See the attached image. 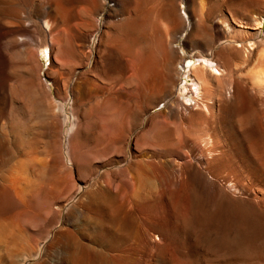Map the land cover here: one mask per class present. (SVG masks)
<instances>
[{"label":"rangeland","instance_id":"rangeland-1","mask_svg":"<svg viewBox=\"0 0 264 264\" xmlns=\"http://www.w3.org/2000/svg\"><path fill=\"white\" fill-rule=\"evenodd\" d=\"M57 1L0 0V264H72L69 252L78 247L81 249L80 247L83 246L81 251L85 256L84 264H159L153 250L152 236L154 225H156L154 219L173 213H187L190 216L214 212L213 210H217L218 213L220 210L215 206L217 201H225L223 203V207L226 206L225 209L221 205V211L223 210L224 214L232 215L244 211L251 216L252 211L250 212L251 208L247 202L249 199L245 193L246 190H253L257 197L264 200V174L260 172V168H264V118L259 119L262 123L257 122V118L254 119L255 116L251 112L253 110H249L251 107L248 101L246 103L248 105L243 106L246 109L240 107L235 111L236 119H243L241 116L244 118L248 116V119L254 116V121L250 119V124L253 122V126H247L249 129L245 131L246 136L249 130L251 131V139H254L253 146L248 142L250 135L247 136V141L245 139L241 145L234 146L221 125V106L234 78L243 76L248 86L253 90L255 88L258 98L262 99L263 96L258 92V87L251 82L261 56L257 53L246 62L245 56L236 52V46L239 47L242 42L250 45L253 41L258 42L264 39V26L258 29L250 24L246 27L245 17L248 14L244 11L246 6L242 0H176L175 4L169 0H147L146 5L141 6V9L147 14L142 12L146 15L143 16L148 17L138 22L140 29L137 27V31L133 34L120 30L119 19L123 17L115 15V0H108L106 11L96 16L94 20L96 27L90 31L79 29L77 24L84 22L82 17L79 16L72 21L78 26L76 30L79 33L82 32L83 36L87 35L86 41L82 43L87 53V60L85 59L84 65L75 70L72 79L77 85L87 72L93 79L91 88L90 86V89L88 88V95H85L82 100L85 115L89 117L101 108L103 109L101 111L106 113L105 105L108 103L106 97L114 85V90L130 95L129 107L135 115L133 114L134 117L129 124V132H126L127 144L124 149L112 150L94 147L90 142L76 146L70 144L73 128L71 113L73 100L70 94L69 97H65L60 93L61 79L50 74L51 69H55V65L60 60L51 52L50 47L47 48L48 40L51 37L59 38L60 29L63 27L59 19L55 17L54 9ZM222 2L223 5H221ZM79 6H83L78 8L83 12L91 7L87 2ZM173 7L177 14L185 17L187 20L185 24L177 23L169 15L157 17L158 13L161 15L173 10ZM144 8L148 11L146 12ZM251 10L252 15H256L262 11V8L252 7ZM233 12L237 15L234 19L231 17ZM224 15L230 17L233 26L229 29L231 32H228L225 25L221 23ZM207 16L219 23V29H224L219 39L218 36H213L214 39L216 38L214 40L206 34L210 28L207 32H203L205 30L200 23L207 19ZM47 20L51 30L47 26ZM159 29L167 32L166 42L160 40ZM103 33L109 34L108 43L112 40V45L116 44L115 52L129 53L128 50L131 51L133 48L132 53L137 54L139 59L150 57L151 59L147 58L148 61L150 60L148 70L153 68V73L161 71L160 62L163 63L164 56L171 57L176 54L177 57L186 56L195 60L202 55L220 59L223 75L215 83V87L206 86L209 92L205 87L203 95L199 98L195 97L196 105L193 106L189 116L186 115V118L180 121L177 117L168 114L167 105H169L168 101H182L179 88L184 83L183 76L176 77L177 90L172 97L166 91L155 96L154 90L152 98L143 97L148 87L163 84L162 73L152 75L153 80H149L135 72L136 82L133 86H127L121 80L113 82L112 79L116 73L110 69L111 65L115 66L117 58L110 60L103 55L104 47H101ZM15 38H18V42L12 43ZM132 39L135 44H132ZM112 45L110 46L113 48ZM231 46L236 49H232ZM126 47L129 49L127 50ZM123 48L126 50L124 51ZM156 53H159L161 59ZM226 54L229 55L230 60H225ZM108 60L112 62H110L111 65ZM101 63L107 66L104 65V68ZM177 67L182 71L181 63H178ZM156 68L157 70L160 68V71ZM63 72L65 76L66 70ZM228 73H232L234 78L229 79L231 75ZM33 74L40 78L44 86L25 96L24 84ZM211 91L213 95L214 91L216 92L214 96L208 94ZM208 95H210L209 98ZM210 97L215 98L216 101ZM95 101L97 109L93 111L96 108ZM195 101L192 100V103L194 104ZM135 102L137 104L141 102V107L139 104L136 109ZM197 103L198 107L201 103H205L201 105V108L205 105L204 110H200ZM207 104L217 107L215 106L213 110L211 109L213 107ZM260 105L264 108V103ZM198 111L201 112L198 114ZM202 114L208 116L202 117ZM215 115L216 118L213 119L212 116ZM113 116H111L113 122L121 123L119 116L118 118ZM166 119L175 134L172 137L165 135L160 142L154 137L151 139V128L157 125L154 123L160 124ZM248 119H243L247 120V125H249ZM234 127L233 132L238 140H243L244 132L242 133L236 124ZM260 128H262L261 131ZM206 129L210 131H208L209 134L206 133ZM207 135L214 142L207 139ZM176 138L182 139V145L175 144ZM186 138H189L192 143L198 140L204 143L207 139L208 142L210 141L205 142L208 144L207 149L216 146L211 149L212 152L210 149H208L210 152L205 149V153L211 154L210 160L227 155V165H215L213 162L208 166L199 165V167L204 166L203 174L194 172L198 165L193 164L191 158L187 156ZM191 139L194 140L191 141ZM137 141L143 142V144L140 143L141 150H138L135 145ZM171 141H175L174 144ZM178 168L184 169H182L184 176L176 181L175 170ZM187 200L191 204L187 203ZM112 201H117L120 205L116 207ZM237 204L246 207L245 210ZM236 205L241 210L238 208L236 210ZM112 206L116 208L113 209ZM88 218L95 219L94 225L88 222ZM181 223L183 222H180L178 226L176 223L167 224L169 256L163 260L167 262L166 264H208L207 262L209 264H264V241H262L264 231L243 229L244 231L240 232L236 224L232 222L229 223L230 227L229 225L219 227L222 235L217 229L210 236L209 232L205 234V230L201 231L199 228H195L199 233H194L191 224L187 226ZM172 224L175 225L172 226ZM247 231L252 232L248 234ZM181 234L187 236L184 237ZM69 236L72 238L70 239ZM214 238H217V241ZM211 239L214 240L213 248L210 245ZM182 248L187 251V255L181 253L185 251ZM221 248L224 249L221 250ZM98 250L106 253L107 257L103 260L105 263L96 256Z\"/></svg>","mask_w":264,"mask_h":264},{"label":"bare ground","instance_id":"bare-ground-1","mask_svg":"<svg viewBox=\"0 0 264 264\" xmlns=\"http://www.w3.org/2000/svg\"><path fill=\"white\" fill-rule=\"evenodd\" d=\"M169 1L172 2L173 4L176 3V0H169ZM219 1H221V0H219ZM83 2L84 3L87 2L91 6L90 9H88V11H86V12H83V11L78 10V8H82L83 7V6H81V7L79 6V4H81ZM115 2H116V5H115L116 8L114 9L115 15L116 16L120 15L121 17H123V18H120L119 19L120 20L119 21V24L121 25L120 30L122 29L123 31H126V33L133 34L139 28L138 27V22L140 20H146L147 17H148V16L147 17H144L143 16L146 13L144 11H142V9H141V6H144V4L146 5L147 0H115ZM242 2L246 6L244 11H246V13L248 14V16L245 17L246 20H247L246 27L247 26H250V24H251V25H255L256 28H258V29L263 28V26H264V0H242ZM107 3H108V0H58L56 2V4H55L54 11H55V17H56V19H59V22L61 23V25H63V27L60 29L61 30L60 31L61 32V36L59 38L58 37H55V39L53 37H51V39L48 40V46H47V48L50 47L51 52L53 54L57 55L58 56V59L60 60V62L55 65L56 68L55 69L54 68L51 69L50 74L53 75V76H57V77H59L61 79L62 89L60 90V93L62 95H64L65 97H69V94H70L72 96V100H73V102H72L73 103V108H72L73 111L71 112L72 113V116H73L72 117L73 118V122H72L73 123V128H72L71 135H70V144L73 145V146H76V145H84L87 142H90L91 145H93L94 147L104 148V149H107V150H112V149H124L125 144H127L126 143V139H127L126 132H129V130H130L129 129V124H130V122L132 121V119H133V117L135 115L134 112H132V110L129 107V105H130L129 104L130 95L129 94H126L124 92H121L119 90H114V88H115L114 86L115 85L113 86L112 85L113 83L110 82L111 85L113 86V88H112V91L110 90V92L107 94L108 97H106V98L108 99V103H106V105H105L104 104L105 102L103 101L105 98L102 100V103L104 102L103 105H105L106 113H104L105 111H103V112L101 111L102 108L99 105L100 103H98V105H99V107L101 109L98 107V109H100V111L98 110L95 113L94 110L97 109V104H96V101H95L94 107L96 106V108L93 109L94 113L91 114L89 117H87L85 115V113H84V109H83L84 108V105L82 103V100L85 98L84 97L85 95H88V88H89V86L91 85V83L93 81V79L91 78V74L89 72H87L84 75L85 77L82 78V81L79 82V83H77V85H75L76 83L74 84L73 81H72L73 75L75 74V70L77 68L81 67L82 65H84L85 59L87 58V53L83 49V46H84L83 44H84V41H86L87 35L85 34L86 36H83L81 34L82 32L79 33L77 31L78 30L77 28L79 26V29H82L84 31H90L91 29L95 28L96 26H95V21L94 20H95L96 16L102 15L103 12L106 11V9H107ZM203 3H205V2H203ZM221 5H223V2H222ZM252 7H258V8L260 7V8H262V11L258 12V14H256V15L255 14L252 15V10H251ZM144 10L146 11L145 8H144ZM238 11H239V9H238ZM142 12H144L145 14H143ZM243 14H245V13H243ZM168 15H169V17L172 18V20L176 21L179 24H181L183 22L185 24V22L187 21L185 19V17L180 16L181 14L180 15L177 14V12L175 11V8L173 10L166 11L165 13H161V15H160V13H158L157 14V17L158 16L159 17L160 16H168ZM79 16H80V18L82 17L84 19L83 20L84 22L82 24H81V22H79L80 24H77L78 25L77 26L72 21H74V19H76L77 17L79 18ZM208 17L209 16H207V19L203 20L202 23H200V24H203V25H201V27L203 26V30H205L203 32H207L208 31L207 29L210 28V31L208 33H206V34H208L210 36V38H212V39H214L213 36L214 37H217L218 36V39H219V35L221 33L223 34L224 29L223 28L222 29H219L218 28L219 23H217L215 20H213V18L211 19V17L210 18H208ZM231 17L234 19V18L237 17V15L233 12V13H231ZM51 18H53V17H51ZM189 18H191V17L189 16ZM51 20L53 21V19H51ZM153 21H154V18H153ZM46 23L48 24L47 26H49V29L51 30L52 28L50 27L49 20H47ZM221 23L225 25V28L227 29L228 32H231V30H229V29L230 28H233V26L231 24L230 17L224 15V17L221 18ZM116 28L118 29V27H116ZM120 33L122 34V31ZM158 36H160V40L162 42H166L168 40L167 39V32H164L161 29H159V35ZM109 38L110 37H109V34L108 33H103V36H102V45L101 44L100 45H101V47L102 46L104 47V49H103V55L104 56L106 55V59H110V60L113 59V58H117L118 59V60L116 59V63H115V66L114 67H113L114 64L111 65L110 64L111 61L108 60L109 61V64L112 66V67L109 66V68L111 67L110 71H115V73H116L115 76L112 79L113 82L121 80L122 82H125V84L127 86H133L135 84V82H136V77L134 75L135 72L140 73V75H141L142 78H145V79L148 78L149 80H153L152 75L162 73V82H163V84H161L159 86H155V87H153V85L150 86V87H148V89H146L144 91V93H143V97L145 99L152 98V96H153V90H154L155 96H156V94L158 96V95H160L161 92L166 91L168 93V95L172 97L175 94L176 90H177L176 87H175V84L177 83V78L176 77H178L179 75H182L183 76L184 79L182 78V81L184 80V83L179 88V91H180L179 92L180 93L179 96L182 98V101H179V100L178 101H176V100L168 101L169 102V105H167L168 106V108H167L168 109L167 110L168 111V114L177 117L178 119H180V121L186 115H188L192 111L193 106L196 105V101H195L196 98L195 97L197 96L199 98V96H202L203 95L202 94L203 93V89L206 86H209V87L210 86H214L215 83L217 81H219L221 79V76L223 75V72H222L223 70L221 71V69H220V65H222L221 64L222 60H220V59L218 60V59H215V58H213L211 56H208V55H202V56L197 57V59L195 60V59H192V58L189 59L186 56H178L177 57L176 54H174L171 57H165L164 56L165 59L163 60V63L160 62V64H162L161 65V71H160V68H159V70H157V68H156V70L157 71H160V72L159 73H153L154 72L152 70L153 68L151 69L152 72H150L151 70L150 71L148 70V63H149L150 60L148 61L147 58L151 59L150 57H147V56L144 57L143 56L145 59H142L141 60V59H139L136 56L137 54L135 55L134 53H132L133 48L130 51V50H128L129 48H127V47L126 48L129 51V53H126V51H125L126 49H124V48L123 49H124L125 53H118L120 51L115 52L114 49H116V46H115L116 44L113 46L112 43H111L112 40H111V42L109 41L110 43H108L107 40ZM128 38H129V40H131L130 39V36ZM133 39H135V38H133ZM136 39L138 40V38H136ZM156 39H157V37H156ZM153 40H155V39H153ZM13 41L14 42H12V43L18 42V38H15ZM20 42H21V40H20ZM135 42H136V40H135ZM132 44H135L134 43V40L132 41ZM110 45H112L113 48ZM132 46L134 47V45H132ZM240 46L239 47L236 46L237 47L236 52L238 54H242L243 56H245V58H246L245 61L246 62H247L248 59H250V57L254 56L257 53H259V55L261 56V58H263V60H261V58L259 59V61L257 63V70H256L255 74L253 75L252 81H251V82H253V84H255L258 87V92L262 93L263 96H262V99H259L258 98L259 95H257L256 91H254L255 88H254V90L252 88H250L248 86V83H246L245 79L243 78V76L239 77L240 76L239 75L236 78H234L232 76V73L231 74L228 73V74L231 75V76L229 75L231 78H229L228 76L227 77L229 79H233V78L234 79L232 81V86H231L228 94L226 95L225 99L223 100V103H222V106H221V114H222L221 125H222V128H223L225 134L227 135V138L231 141V143L234 146L241 145L242 141H245V139L247 141V136L250 135V132L251 131L249 130V133H247V136L245 134L246 133L245 131L249 129L250 125H251V127L253 126L252 125L253 122H252V124H250V122H251L250 119H253L254 116H255L254 119L257 118V120H258L257 122L260 121V123H262L261 122L262 120H259V119H262V117L264 118V115H263V111L264 110H262L263 107L261 108V106H263V105H260L261 103H264V39H261L258 42L253 41V42H251L250 45H248L245 42H242V44ZM231 47H232V49H236L233 46H231ZM123 49H121V50H123ZM154 50L156 52V48H154ZM4 51L6 52V50H4ZM159 53H156V54H158L157 56H159ZM101 56H102V53H101ZM159 57L161 59V56H159ZM225 57H226L225 60H227L228 57H229V55L226 54ZM102 58H104V57H102ZM228 60H230V59H228ZM213 62H215L216 64H214ZM178 63H181L182 64V71L177 67ZM101 64H102V67H104L105 64L104 65H103V63H101ZM227 64L229 65V62ZM226 65H225V67H226ZM105 66H107V64ZM153 66L154 65H152V67ZM65 70H66L65 76H63V74H64L63 71H65ZM106 72H108V71H106ZM35 74H33L31 76V78H29L28 80H26L27 82L24 84V93H25V96L26 95H29L32 91L38 89L39 87H43L44 86L43 82ZM142 80H144V79H142ZM110 81H111V79H110ZM90 88H91V86H90ZM206 89L208 91V87H206ZM204 91H206V90H204ZM24 93H23V95H24ZM215 93L216 92L214 91V95H215ZM208 94H211L212 96H214L213 93H212V91H211V93H208ZM204 96L202 97L203 99H204ZM209 96L210 95H208V98H209ZM202 98H200V99H202ZM205 98H207V97H205ZM210 98L211 99H215V98H212V97H210ZM217 99H220V98H217ZM192 100L195 101L194 104L192 103ZM144 101H146V100H144ZM215 101H216V99H215ZM247 101L250 103L249 105L251 107L249 110L251 111V109H252L253 111H251V112L254 113V116H252V118L250 116L251 114L249 115L250 116L249 119H248V116L246 117L248 119V121H249L248 122L249 125H247V123H246L247 120L246 121L243 120V119H246L243 116H241L243 119H241V118L240 119H236L235 118V111H236V109L237 108H240V107H242V109H246V107L243 108V106L247 103ZM197 102L199 103L198 100H197ZM203 102H205V100ZM198 103H197V107H198ZM139 104H137V103L135 104L136 105V109H137V105H139ZM203 104H205V103H203ZM203 104L201 103L200 106L198 107L200 110L205 107V105H204V107L201 108L202 107L201 105H203ZM103 105L101 104V106H103ZM141 105L142 104H140V107H141ZM207 105L210 106V104H207ZM246 105H248V104H246ZM215 106L216 105L210 106V107H213L211 109L215 110L214 109ZM60 107H62V106H60ZM71 107H72V105H71ZM140 107H139V109H141ZM63 108H64V105H63ZM207 109H205V110L207 111ZM91 110H89V112H91ZM200 112L198 111V114ZM86 113H88V112L86 111ZM203 113H204V111H203ZM112 115H114L113 117L117 116V118L119 116L121 118V123L116 124V122H113L112 121V118H111ZM202 115H203L202 117H204L205 115L208 116L207 114H205V115L202 114ZM212 117H214L213 119H215L216 118V115L215 116H212ZM194 118H195V116H194ZM163 119H165V118L163 117ZM254 119L252 121H254ZM210 122H212V121H210ZM156 123H157V125L156 126L153 125L152 128H151V131H150L151 139H153V137H154L158 142H160L161 139L165 135L172 137L175 134L173 132V128H172L171 124L168 122V119H166L162 123L159 122L160 124H158V122H155L154 124H156ZM260 123L259 124L257 123V125H260ZM234 124H236L237 127H239L242 130V133L244 132L245 137L243 138V140H241V139L238 140V137L233 132V129H235ZM247 126H249L248 129H247ZM261 127H263V126H261ZM261 129L262 128H260V131H261ZM209 130H210V128H209ZM206 131H207V129H206ZM208 131L206 133L209 134L210 131L209 132ZM185 133H186V131H185ZM262 134H263V132H262ZM147 135H148V132H147ZM208 136L209 135H207V137ZM248 138H250V139H248V142H250L252 144L254 139H251L252 138L251 135ZM207 139L210 140L211 138L208 137ZM207 139H205L206 141H204V143L201 142L203 144H201L200 142H198L199 140L197 141L198 143L197 142L196 143L195 142L192 143V142L189 141V138H186L185 139V143L188 144V148H187L188 149V153H187L188 155L187 154L186 155L191 158L193 164L198 165V166H196L194 172L201 173V174L204 173V171H203L204 168H202V167H204L205 165H207V166L208 165H211L213 162H214L215 165L216 164H219V165L220 164H225V165H227V163H228V161L226 160L227 155H226V157H224L225 155H222V154H221L222 156L216 157L213 161L210 160V158H212V157L210 156L211 154L210 155L208 154V152H210L211 149L215 145L212 146V144H211L212 147H211V149L208 148V149H210V151H208V149L206 148L208 144H206V143H209L210 141H213V140H210L208 142ZM193 140L194 139H191V141H193ZM181 141H182V139L181 140L180 139L178 140V138H176V142L177 143H175V144H177V145H180L181 144L182 145ZM262 141H263V138H262ZM141 142L142 141L135 142V145H136V147H137L138 150H141L142 149V147H141L142 145L141 144H143V142L142 143ZM173 142H175V141H171V143H173ZM172 146H174V145H172ZM252 146H253V144H252ZM146 147L147 146H145V148ZM174 147L178 148V146H176V145ZM208 147H210V145ZM181 148H182V146H181ZM205 149H207V151H208L207 153H205ZM213 154H214V151H213ZM225 154H226V152H225ZM199 165H204V166H202V167L200 166L199 167ZM256 167H258V166H256ZM182 169L183 168H181V169L178 168V169L175 170L176 171V174H177V177L175 179L176 181L177 180L178 181L181 180L182 177L184 176V171H183L184 169L183 170ZM260 172L262 174H264V168L263 169L260 168ZM237 186H239V185L237 184ZM241 187L242 186H240V188ZM246 191L247 192H245V193L248 195V199H249V201H247V202H249L248 204L250 205V208H251L250 212L252 211L251 216H249V214H247L246 212L244 213V211H242V212L240 211L239 213H235V214L233 213L232 215L224 214L222 212L223 210L221 211V209H222L223 203L225 201H217L215 203V206H217L218 210H220L219 212H222V213H219V212L217 213V210L216 211L213 210L214 212H209V213L196 214L194 216H190L187 213L186 214L185 213L184 214H181V213L180 214H174L173 213V214H167V215L161 216V217L157 218V220L154 219L156 225L153 224L155 226V229L153 228V231L154 232H153V236L152 237H153V250L156 253V256L158 257L157 260H159V262L161 263V262H164L163 260L169 256L168 255V252H167V250H168V241L169 240H168V237L166 235V230H167L166 227H167V224H170V223H176L177 226H178V224L180 222H183L185 225L187 224V226H188V224L189 225L191 224V228H192V230H193L194 233H197L196 230H195V228H199V230H201V231L202 230H205V234H207L209 232V235L210 236L217 229H218V232H219L221 230V229H219V227H226L227 225H229V223H232V222H233V224H236V226L239 228V231L240 232L243 229H245V230L248 229V230H252V231L254 229H256V230H259L260 232H263L264 231V200L263 199H260L259 196L257 197L253 190L249 189V190H246ZM115 193H116V195H118L117 192H115ZM243 201H244V199H243ZM188 202L191 204V202L187 200V203ZM112 204L115 205L116 207L120 205V203H118L117 201H112ZM221 205H222V207H221ZM237 205L235 207L236 210L238 208ZM115 206H112L113 209L116 208ZM238 206H240L241 209L243 208L244 210L246 208V207L244 208V206H242L241 204L238 205ZM225 207H223V209H225ZM241 209H239V210H241ZM250 212H248V213H250ZM88 222L91 225L92 224L94 225V223L96 221H95L94 218H88ZM183 223H181V224H183ZM173 225H175V224H172V226ZM172 226H171V228H172ZM181 226H183V225H181ZM216 227H218V228H216ZM229 227H230V225H229ZM91 228H92V226H91ZM171 228H169V229H171ZM174 228H175V226H174ZM224 229H226V228H224ZM171 230H173V228ZM252 231H247V232L249 234ZM255 233H256V231H255ZM224 234H225V232H224ZM181 235H183V234H181ZM185 235H183V236L185 237ZM220 235H222V234L220 233ZM210 236H209V238H210ZM236 236H237V234H236ZM256 236H260V235H256ZM213 237H212V239H213ZM251 237H253V236H251ZM69 238L71 239L72 236H69ZM146 238H147V236H146ZM217 238H214L215 241H217L216 240ZM179 239H182V238L179 237ZM212 239H211V241H212ZM258 239H259V237H258ZM226 240H228V239H226ZM239 240H240V238H239ZM219 241H220V238L218 240V243H219ZM262 241H264V240L262 239ZM213 242H214V240L210 244L211 245V248L214 247V243ZM225 242H227V241H225ZM83 247H80L82 249V251H83ZM226 248H228V246ZM81 249H79V247H78V249H74L73 251H70L69 252V259L71 260L72 264H84L85 263L84 262L85 261V256H84V253L81 251ZM182 249H184V248H182ZM222 249H224V248H221V250ZM181 253L183 255H187V251L186 250L184 252L182 251ZM96 254H97L96 256H99V258L102 261L104 259H106V257H107L106 256V253L103 250L96 251ZM169 254L171 255L170 251H169ZM229 254H231V253H229ZM224 255L226 256V254H224ZM94 260H95V258H94ZM107 260H109V259H107ZM106 262L108 263V261H106ZM213 262H218V261H213ZM103 263H105V261H103ZM166 263L164 262L163 264H166ZM207 263L209 264V262H207ZM213 264H217V263H213Z\"/></svg>","mask_w":264,"mask_h":264}]
</instances>
